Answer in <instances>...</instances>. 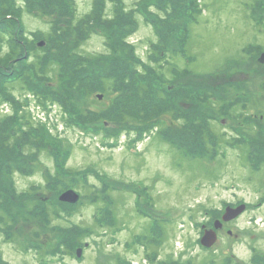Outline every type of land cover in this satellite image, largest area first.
<instances>
[{"label":"rangeland","instance_id":"374dc122","mask_svg":"<svg viewBox=\"0 0 264 264\" xmlns=\"http://www.w3.org/2000/svg\"><path fill=\"white\" fill-rule=\"evenodd\" d=\"M94 1L71 0L77 15L72 20L66 18V25L72 23L75 27L82 23L93 10ZM105 1L98 10L102 20L112 19L116 10L127 14L139 9L141 13L135 14L136 24L128 41L142 64L149 63L155 52L151 49L160 41L156 32L157 23L161 26L156 19L159 13L156 0L145 2L149 9L138 5L145 0H122L118 5L114 0ZM16 3L26 7V0ZM198 4L201 13L189 26L185 53L175 55L173 47H168L169 51L163 53L156 66L168 78H172L171 71L175 68L197 75L178 83L203 86L213 105L217 104L215 111L208 106L204 109L214 116L206 124L196 120L186 123V118L185 121L181 116L169 130L168 126H155L143 134L142 140L135 131L125 130L116 146L115 139L87 134L65 123L69 116L60 103L45 101L40 95L42 90L35 93L22 81L9 85L6 93L9 101L0 96V122L13 115L15 102L21 103L22 115L32 118L34 125L46 126L66 147L68 171L87 174L86 183L81 179L78 189H73L79 195L78 201L71 204L75 206L73 213H60L62 216L58 218L53 215L55 219L48 228L35 227L23 219L15 229L6 233L0 230V264H255L253 259L258 255L264 260V0H198ZM44 5L58 10L64 5L60 10L63 12L66 4L65 0H43L35 8L43 11ZM45 16L24 12L22 22L31 39L33 34L55 35L56 19ZM81 23L76 29H81ZM111 33L110 30L91 32L80 53L92 59L105 58L109 53L107 37ZM7 45L0 41L4 50L1 57L9 50ZM45 46L46 43L42 48ZM34 58L32 54L29 62ZM0 61L4 62L1 68H5L6 61ZM137 67L139 75L146 77L144 69ZM48 76L52 80L47 79L45 84L58 86L59 67L49 68ZM38 78L41 77L34 80ZM162 88L179 89L174 80ZM219 91L223 95L218 101L215 94ZM113 99L112 94L99 100L92 95L80 107L101 110ZM233 99L237 100L235 106L229 104ZM178 105L182 115L200 114L195 111L194 103L179 100ZM164 122L169 124V118ZM194 123L203 135L209 136L208 151L220 149L217 156L183 152L185 147L195 146L192 143L195 138L190 136ZM185 125L187 128H183ZM38 156L36 162L25 168L27 173L17 169L11 177L19 193L39 188L34 197L42 196L47 208L54 211L50 204L52 193L46 188V171L56 174V163L48 152H40ZM104 182L112 187L109 194L114 203L110 210L115 226L109 228L100 222L106 203L93 200ZM242 205L246 206L243 213L223 221L226 207L236 209ZM217 220L223 224L216 231L217 240L212 247L204 248L201 244L204 233L213 229ZM156 222L160 227L153 233L151 229ZM76 228L83 230L82 245L72 252L63 247L64 253H59L56 232ZM160 228L165 232L163 236ZM87 230L91 232L88 234ZM9 232L13 238H9Z\"/></svg>","mask_w":264,"mask_h":264},{"label":"trees","instance_id":"16d2710c","mask_svg":"<svg viewBox=\"0 0 264 264\" xmlns=\"http://www.w3.org/2000/svg\"><path fill=\"white\" fill-rule=\"evenodd\" d=\"M42 1L26 0V7L22 8L16 0H0V41L8 44L9 47L4 57H1L4 50L0 47V60H5L7 64L3 69L0 66L1 97L9 101L10 98L6 94L9 85L22 81L35 93L40 94L39 90H42L40 95L45 98V101L60 103L65 110V115L69 116V119L64 120L65 123L75 125L85 130L87 134H102L105 138L115 139L116 146L121 133L125 130L135 131L142 140L143 134L155 126H168L169 130L175 120L182 117L184 120L186 118V123H193L196 120L202 121V125L206 124L209 117L214 119V116L208 115L204 110L208 106L207 108L215 111L217 105H213L206 89L198 84L193 87L194 83H188L189 85L178 83L186 77L197 76L195 73L187 69L181 71L175 68L171 71L172 78H168L169 75L156 66V63L163 59V53L169 51L168 47H173L172 53L175 55L180 56L185 53L189 26L197 21L198 14L201 13L198 0H160L159 3L155 1L154 4L159 10L156 19L161 23V26L157 23L156 31L160 41L151 49L155 52L151 54L150 62L144 65L136 55L135 47L128 41L136 24L135 14L139 12V9L137 12L131 11L127 14L116 10L112 19L102 20V15L98 10L106 1L95 0L93 10L84 17L82 23L80 22L81 29L79 30L76 28L80 23L75 27L72 23L66 25V18L72 20L77 15V10L72 6L71 0H65L66 5L63 12L60 10L64 5L59 6V10L48 5L42 7L43 11L35 8ZM114 1L117 5L123 3L122 0ZM147 1L139 2L138 5L149 9L150 5L145 4ZM115 3L113 4L116 5ZM24 12L40 14L43 18L46 17L45 15L53 16L56 19L55 22L53 21L55 35L48 37L44 33H39L37 36L33 34V39H31L26 34L22 22ZM64 21L65 25H61L60 22ZM108 30L112 33L107 37L109 53L105 58L92 59L80 53V47L86 43L91 32L106 33ZM43 42L46 43L44 48L39 46ZM40 51L44 53L37 55ZM32 54L35 58L29 62ZM151 62L153 65L150 64ZM1 63L4 62L0 61ZM54 65L59 67L58 86L51 83L46 85L47 79L49 82L52 80L49 76L47 77V71L49 68L53 70ZM137 66L144 69L146 77L139 75ZM34 77L41 78L34 80ZM173 80L177 83L178 90L168 91L162 88ZM184 86H191L193 89L190 91L187 88L184 89ZM108 94H112L114 99L103 109H81L80 104H84V99L88 96L93 95V99L99 100L100 96L105 98ZM222 95L219 91L215 94V99L218 100ZM179 100L194 103L193 107L197 113H200L199 116L189 115V112L182 115V110L178 105ZM236 103L235 99L229 102L233 106ZM14 107L13 115L0 122V213L3 215L0 216V230H4L5 233L17 228L24 221L23 219H25L24 223H32L35 227L48 228L55 216L58 218L62 216L60 213H73L75 206L60 202L59 197L67 190L78 189L81 179L85 183L87 181L86 173H70L66 168V157L69 152L59 139L53 137L46 126L34 125L36 122L32 118H29L27 114L22 115L21 103L15 102ZM166 118H169V124L164 122ZM198 127L195 124L192 128L194 130L190 133V136L195 138L192 140L195 146L185 147L183 152L205 156L210 153L207 148L209 144L207 141L210 138L203 135ZM168 140L172 141L169 138ZM133 143L136 144L137 140L135 139ZM212 143L216 144V141ZM211 150L213 153L211 151L210 154L215 157L220 149L211 148ZM44 151L53 156L56 163V174L46 171V188L52 193L50 204L53 205L54 211L47 208V201L42 196L34 197L40 190L39 188L33 187L30 192L19 193L11 177L17 169L25 170L27 173L25 168L36 162L38 154ZM111 190L109 183L104 182L100 191L93 196L94 202L99 203L101 199L106 203L102 209L103 218L100 222L108 228L115 226V220L112 218L113 212L110 210L114 204L109 194ZM159 227L156 222L152 228L153 233ZM162 231L160 233L163 236L165 232ZM89 232L91 231L87 230L88 234ZM37 233L36 235L39 236L40 233L38 231ZM56 234L60 241L57 249L61 254L64 253L61 251L63 247H66L67 252H72L82 245L83 230L76 228L61 233L58 231ZM8 236L13 238L10 232ZM51 255L56 256L54 253ZM255 258L256 260L253 259L255 264H264L261 255Z\"/></svg>","mask_w":264,"mask_h":264},{"label":"water","instance_id":"95a60500","mask_svg":"<svg viewBox=\"0 0 264 264\" xmlns=\"http://www.w3.org/2000/svg\"><path fill=\"white\" fill-rule=\"evenodd\" d=\"M44 44H45L44 42L40 43L39 46L42 47V46H44ZM263 57H264V55H263ZM102 98H103V96H100V99H102ZM78 199H79V195L73 190H69V191L63 193L60 197V200L62 202L70 203V204H75L78 201ZM245 209H246L245 205H242L236 209H233L232 207H228L226 209L225 214L223 215L222 219L225 222L230 221L231 219H234V218L238 217L241 213H243V211ZM222 226H223L222 222L217 220L214 224V229L205 231V235L201 241V244L206 248L212 247L217 240L216 231L219 229H222ZM229 234L231 235L232 232H229ZM81 252H82V250L78 251L79 257L81 256Z\"/></svg>","mask_w":264,"mask_h":264}]
</instances>
